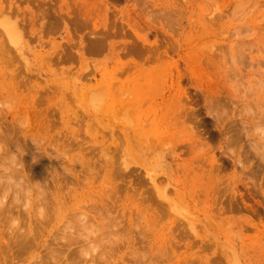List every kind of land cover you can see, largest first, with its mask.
Segmentation results:
<instances>
[{
	"label": "rangeland",
	"instance_id": "rangeland-1",
	"mask_svg": "<svg viewBox=\"0 0 264 264\" xmlns=\"http://www.w3.org/2000/svg\"><path fill=\"white\" fill-rule=\"evenodd\" d=\"M0 113V264H264V0H0Z\"/></svg>",
	"mask_w": 264,
	"mask_h": 264
},
{
	"label": "bare ground",
	"instance_id": "bare-ground-1",
	"mask_svg": "<svg viewBox=\"0 0 264 264\" xmlns=\"http://www.w3.org/2000/svg\"><path fill=\"white\" fill-rule=\"evenodd\" d=\"M168 72H169V71H168ZM192 81H193V80H192ZM210 95H211V93H210ZM219 95H220V94H219ZM208 97H209V96H208ZM218 97H219V96H218ZM210 98H211V97H210ZM212 98H215V97H212ZM39 100H40V99H39ZM39 100H38V101H39ZM214 100H215V99H214ZM217 100H218V99H217ZM42 101H44V100H42ZM42 101H41V102H42ZM209 101H210V99H209ZM212 101H213V100H212ZM214 102H217V101H214ZM212 103H213V102H212ZM215 104H216V103H215ZM215 106H217V104H216ZM212 108H214V107L212 106V107L210 108V110H212ZM3 109H4V108H3ZM213 110H214V109H213ZM45 112H46V111H45ZM148 112H149V113H147V114H146V112H145L146 117H149V115H151V114L153 113V112L151 113L149 110H148ZM0 114H1V113H0ZM3 115H4V114H3ZM3 115H0V117H2ZM152 115H153L154 117H156V116H157V113L154 112ZM6 117H7V116H6ZM2 118H4V117H2ZM7 118H8V117H7ZM0 120H1V119H0ZM150 121H151V120H150ZM51 123H52V122H51ZM58 123H59V122H58ZM19 126H21V125H19ZM52 126H54V125H52ZM52 129H53V128H52ZM15 130H17V129H15ZM4 131H5V130H4ZM6 136H7V135H6ZM6 136H5V137H6ZM3 137H4V135H3ZM1 138H2V137H1ZM31 138H32V137H31ZM83 138H84V137H83ZM83 138L81 137V139H83ZM7 139H8V137H7ZM31 140H32V139H31ZM83 140H84V139H83ZM4 141H5V140H4ZM7 141H9V139H8ZM2 142H3V141H2ZM12 142H13V139H12ZM14 142H15V141H14ZM52 142H53V141H52ZM73 142H74V141H73ZM0 143H1V142H0ZM5 143H6V142H5ZM10 143H11V142H10ZM18 143H21V142L18 141ZM66 143H67V142H66ZM81 143H82V142H81ZM16 144H17V142H16ZM16 144H15V145H16ZM21 144H22V143H21ZM21 144H20V145H21ZM35 144H36V143H35ZM71 144H72V143H71ZM71 144H70V145H71ZM73 144H74V143H73ZM78 144H79V142H78ZM6 145H7V144H6ZM8 145H9V144H8ZM11 145H12V143L10 144V146H11ZM18 145H19V144H18ZM66 145H67V144H66ZM66 145H65V147H66ZM74 145H75V144H74ZM16 147H17V145H16ZM18 147H19V146H18ZM21 147H22V146H21ZM67 147H68V145H67ZM0 148H1V147H0ZM5 148H6V147H5ZM9 148H10V147H9ZM13 148L15 149V147H13ZM19 148H20V147H19ZM60 148H61V147H60ZM22 149H23V147H22ZM22 149H21V150H22ZM77 149H78V148H77ZM7 150H8V149H7ZM10 150L12 151L13 149H10ZM41 150H42V148H41ZM0 151H1V149H0ZM11 151H10V152H11ZM14 151H15V150H14ZM10 152H9V153H5V155H6V154H9V157H10V155H11ZM17 152H18V150H17ZM67 152H68V151H67ZM1 154H2V153H1ZM3 154H4V153H3ZM15 155H16V154H15ZM241 156H242V155H241ZM262 156H263V155H262ZM1 157H2V156H1ZM4 157H7V156H4ZM14 157H15V156H14ZM16 157H17V156H16ZM23 157H24V156H23ZM56 157H58V156H56ZM262 158L264 159V157H262ZM262 158H261V159H262ZM1 159H3V158H0V161H1V162H3V161L5 162V160H6V158H5V160H3V161H2ZM17 159H18V158H17ZM17 159L14 160V161H15V163H14L15 165H16V163H17V161H16ZM97 160H98V159H97ZM6 161H7V160H6ZM11 161H13V160H11ZM241 161H242V160H241ZM60 162H61V161H60ZM10 163H11V166H12L13 163H12V162H10ZM92 163H93V162H92ZM96 163H97V162H96ZM243 163H244V162H243ZM243 163H241V165H242ZM18 164H19V162H18ZM18 164H17V165H18ZM59 164H60V163H59ZM97 164H98V163H97ZM239 164H240V162H239ZM245 164H246V163H245ZM9 165H10V164H9ZM15 165H13L12 167H14ZM60 165H61V164H60ZM259 165H261V164H259ZM11 166H10V167H11ZM18 166H20V165H18ZM242 166H243V165H242ZM257 166H258V165H257ZM10 167H9V168H10ZM15 167H16V166H15ZM15 167H14V168H15ZM260 167H261V166H260ZM260 167H259V168H260ZM97 168H98V167H97ZM62 169H63V167H62ZM64 169H65V168H64ZM260 169H261V168H260ZM10 170H11V169H10ZM17 170H19V169H17ZM17 170H16V168H15V171H17ZM68 170H69V169H67V172H69ZM254 170H255V168H254ZM21 171H22V170H21ZM26 171H27V170H26ZM61 171H64V170H61ZM242 171H243V170H242ZM256 171H258V170H256ZM263 171H264V170H263ZM263 171H262V172H263ZM249 172H250V171H249ZM249 172H248V173H249ZM251 172H254V171H251ZM12 173H13V171H12ZM15 173H16V172H15ZM15 173H13V174L15 175ZM245 173H246V172H245ZM53 174H54V173H53ZM64 174H67V173L64 171ZM119 174H121V173H119V171H118V176H119ZM31 176H32V175H31ZM68 176H69V175H68ZM68 176H67V177H68ZM247 176H250V175L247 174ZM257 176H258V175H257ZM260 176H261V175H260ZM69 177H70V176H69ZM254 177H255V176H254ZM21 178H23V177H21ZM31 178H32V177H31ZM54 178H55V177H54ZM248 178H251V177H248ZM256 178H257V177H256ZM259 178H260V177H259ZM10 179H11V177H10ZM19 179H20V178H19ZM65 179H66V178H65ZM69 179H70V178H69ZM69 179H68V181H69ZM98 179H99V178H98ZM20 180H21V179H20ZM22 180H23V179H22ZM22 180H21V181H22ZM25 180H26V179H25ZM84 180H85V179H84ZM84 180H81V181H84ZM246 180H247V179H246ZM253 180H254V179H253ZM74 181H75V180H74ZM81 181H80V182H81ZM23 182H26V181H23ZM69 182H70V181H69ZM21 183H22V182H21ZM70 183H71V182H70ZM252 183H254V182L252 181ZM249 184H250V183H249ZM136 185H137V184H136ZM251 185H252V184H251ZM255 185H256V184H255ZM27 186H28V185H27ZM38 186H39V185H38ZM82 186H84V185H82ZM125 186H126V185H125ZM262 186H263V184H262ZM46 187H47V186H46ZM253 187H254V184H253ZM40 188H41V186H40ZM123 188H124V187H123ZM139 188H140V187H139ZM256 188H257V187H256ZM40 190H41V189H40ZM42 190H43V189H42ZM257 190H258V189H257ZM121 193H122V192H121ZM144 193H145V192H144ZM42 194H43V192H42ZM65 194H67V193H65ZM121 195H122V194H121ZM59 196H60V195H59ZM147 198H148V197H147ZM144 199H146V198H144ZM147 200H148V199H147ZM4 206H5V205H4ZM91 206H92V205H91ZM108 206H109V203H108ZM10 208H11V207H10ZM7 209H9V208H7ZM7 209H6V210H7ZM86 209H87V208H86ZM97 209H98V207H97ZM97 209H96V210H97ZM160 209H161V208H160ZM6 210H5V211H6ZM10 210H11V209H10ZM100 210H101V209H100ZM1 211H3V209H2ZM11 211H12V210H11ZM159 211H160V210H159ZM3 212H4V211H3ZM100 212H101V211H100ZM109 212H111V211H109ZM160 212H161V211H160ZM1 213H2V212H1ZM98 213H99V212H98ZM102 214H103V213H102ZM102 214H101V215H102ZM108 215H109V214H108ZM12 216H13V215H12ZM98 216H99V215H98ZM102 216H103V215H102ZM84 217L86 218L87 216L84 215ZM109 218H110V217L108 216L107 219H109ZM10 219H11V218H10ZM107 219H105V220H107ZM120 219H121V217H120ZM138 219H139V217H138ZM135 220H136V219H135ZM82 221H83V220H82ZM88 221H89V220H88ZM159 221H160V220H159ZM6 222H7V220H6ZM108 222H109V221H108ZM114 222H115V221H114ZM141 222H142V221H141ZM1 223H2V222H1ZM83 223L85 224V222H83ZM88 223H89V222H88ZM117 223H119V222H117ZM136 224L138 225V223H136ZM177 224H178V225H177ZM177 224H176V225L179 226V223H177ZM5 225H7V224L5 223ZM109 225H110V224H109ZM116 225H117V224H116ZM100 226H101V225H100ZM110 226H111V225H110ZM114 227H117V226H115V224H114ZM108 228H109V227H108ZM110 228H111V227H110ZM122 228H123V227H122ZM122 228H121V229H122ZM135 228H137V227H135ZM178 228H179V227H178ZM189 228H190V227H189ZM112 229H113V228H111V230H112ZM125 229H126V228H125ZM128 229H129V228H128ZM176 229H177V228H176ZM190 230H191V229H190ZM120 231H121V230H120ZM122 231H123V230H122ZM135 231H136V230H135ZM93 232H94V231H93ZM98 232H100V231H98ZM109 232H110V231H109ZM112 232H115V231L112 230ZM133 232H134V231H133ZM180 232H182V230H181ZM127 233H128V232H127ZM134 233H135V232H134ZM110 234H111V232H110ZM125 234H126V233H125ZM84 235L86 236V234H84ZM111 235H112V234H111ZM126 235H127V234H126ZM129 235H130V234H129ZM179 235H180V234H179ZM179 235H178V236H179ZM183 235H185V234H183ZM24 236H26V235H24ZM109 236H110V235H109ZM133 236L135 237L134 234H133ZM144 236H145V235H144ZM125 237H126V236H125ZM145 237H146V236H145ZM102 239H103V238H102ZM102 239H101V240H102ZM110 239H112V238H110ZM114 239H115V238H114ZM132 239H133V238H132ZM146 239H147V238H146ZM104 240H105V239H104ZM104 240H103V241H104ZM124 240H125V239H124ZM147 240H148V239H147ZM106 241H107V239H106ZM139 241H140V240H139ZM21 242H22V241H21ZM101 242H102V241H101ZM115 242H116V241H115ZM124 242H126V241H124ZM65 243H66V242H65ZM138 243H139V242H138ZM138 243H137V244H138ZM13 244H14V243H13ZM21 244H22V243H21ZM24 244H25V243H24ZM66 244H68V242H67ZM112 244L115 245V243H112ZM144 244H145V243H144ZM146 244H148V243H146ZM11 245H12V244H11ZM120 245H121V244H120ZM140 245H141V243H140ZM140 245H139V246H140ZM21 246H22V245H21ZM63 246H65V244H64ZM63 246H62V247H63ZM105 246H107V245H105ZM109 246H110V245H109ZM111 247H112V246H111ZM5 248H6V247H5ZM107 248H109V247H107ZM121 248H122V246H121ZM181 248H182V247H181ZM140 249L142 250L143 248L140 247ZM144 249H145V248H144ZM148 250H149V249H148ZM108 251H109V250H108ZM144 251H145V250H144ZM142 252H143V251H142ZM116 253H118V252H116ZM145 253H146V252H145ZM169 253H170V252H169ZM13 254H14V253H13ZM109 254H111V253H109ZM144 255H146V254H144ZM154 255H155V253H154ZM5 256H6V255H5ZM146 256H147V255H146ZM164 256H165V254H164ZM141 257H142V256H141ZM158 257H159V256H158ZM158 257H157V258H158ZM9 258H10V257H9ZM108 258H109V257H108ZM136 258H137V257H136ZM154 258H156V257L154 256ZM159 258H160V257H159ZM161 258H162V257H161ZM2 259H3V258H2ZM7 259H8V258H7ZM140 259H141V258H140ZM157 260H158V259H157ZM138 261H139V258H138ZM189 261H190V260H189ZM7 262H8V260H7ZM9 262H10V261H9ZM136 262H137V261H136ZM143 262H144V261H143ZM143 262H142V263H143ZM192 262H193V261H192ZM137 263H138V262H137ZM145 263H146V262H145ZM160 263H161V262H160Z\"/></svg>",
	"mask_w": 264,
	"mask_h": 264
}]
</instances>
